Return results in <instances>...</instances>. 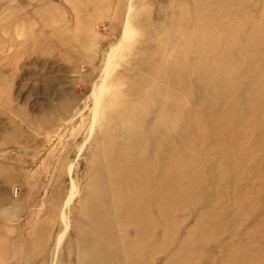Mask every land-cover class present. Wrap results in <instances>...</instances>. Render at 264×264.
<instances>
[{
  "label": "rangeland",
  "instance_id": "obj_1",
  "mask_svg": "<svg viewBox=\"0 0 264 264\" xmlns=\"http://www.w3.org/2000/svg\"><path fill=\"white\" fill-rule=\"evenodd\" d=\"M0 264H264V0H0Z\"/></svg>",
  "mask_w": 264,
  "mask_h": 264
}]
</instances>
